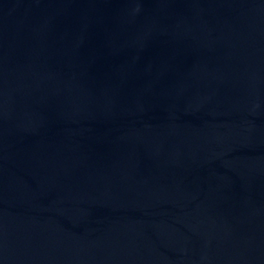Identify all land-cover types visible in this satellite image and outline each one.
I'll list each match as a JSON object with an SVG mask.
<instances>
[{
    "label": "water",
    "instance_id": "water-1",
    "mask_svg": "<svg viewBox=\"0 0 264 264\" xmlns=\"http://www.w3.org/2000/svg\"><path fill=\"white\" fill-rule=\"evenodd\" d=\"M0 264H264V0H0Z\"/></svg>",
    "mask_w": 264,
    "mask_h": 264
}]
</instances>
